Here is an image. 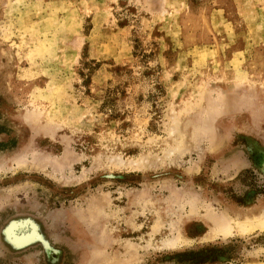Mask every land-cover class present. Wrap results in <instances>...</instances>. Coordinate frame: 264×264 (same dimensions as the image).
I'll use <instances>...</instances> for the list:
<instances>
[{
    "label": "rangeland",
    "instance_id": "1",
    "mask_svg": "<svg viewBox=\"0 0 264 264\" xmlns=\"http://www.w3.org/2000/svg\"><path fill=\"white\" fill-rule=\"evenodd\" d=\"M262 162L264 0H0V264H264Z\"/></svg>",
    "mask_w": 264,
    "mask_h": 264
},
{
    "label": "bare ground",
    "instance_id": "2",
    "mask_svg": "<svg viewBox=\"0 0 264 264\" xmlns=\"http://www.w3.org/2000/svg\"><path fill=\"white\" fill-rule=\"evenodd\" d=\"M193 209V208H192ZM192 211V210H191ZM264 213V212H263ZM224 217V216H223ZM235 219V218H234ZM231 222H233L234 226L231 225ZM24 223V222H23ZM22 223V224H23ZM11 225V224H10ZM9 225V226H10ZM25 225V224H24ZM30 225V224H29ZM16 226V224H15ZM11 229V228H10ZM9 229V230H10ZM232 229H236L237 233H249L253 231L254 229L264 230V214L259 213L256 215H253L251 217H242V220H233L231 216H228V218L223 219L220 222L212 221L209 225V236L213 237L217 234H220L221 236L230 235L232 232ZM8 230V229H7ZM33 231V230H32ZM11 232V230H10ZM9 232V233H10ZM234 232V231H233ZM8 233V231H7ZM35 233V232H34ZM32 232V234H34ZM13 234V233H12ZM7 235V234H6ZM13 236V235H12ZM11 236V237H12ZM32 236V235H31ZM179 236V235H178ZM178 236L175 239H178ZM7 237V236H6ZM33 237V236H32ZM13 238V237H12ZM31 238V237H30ZM180 238V237H179ZM15 239V237H14ZM19 239V238H18ZM21 239V238H20ZM32 239V238H31ZM174 239V240H175ZM24 240V239H23ZM12 242V241H11ZM18 242V241H17ZM15 244L16 241H15ZM22 244V243H20ZM174 244V243H171ZM48 253V252H47Z\"/></svg>",
    "mask_w": 264,
    "mask_h": 264
},
{
    "label": "water",
    "instance_id": "3",
    "mask_svg": "<svg viewBox=\"0 0 264 264\" xmlns=\"http://www.w3.org/2000/svg\"><path fill=\"white\" fill-rule=\"evenodd\" d=\"M263 164H264V162H262V163L260 164V166L262 167ZM260 166H259V167H260ZM259 170H260V169H259ZM260 171H261V170H260ZM261 173L264 175V173H263L262 171H261ZM12 222H15V220H9V221L5 224V226L1 229V232H0V233H1L2 237H3V231H4V229H5L8 225H10ZM39 237H40V235H39ZM36 240L40 243V245H41L42 249L44 250V252H46V248L49 249V248L47 247L48 243H47L44 239L39 238V239H36ZM44 247H46V248H44ZM12 249H21V248H12ZM50 252H51V253H56V251L53 250V249H51Z\"/></svg>",
    "mask_w": 264,
    "mask_h": 264
}]
</instances>
